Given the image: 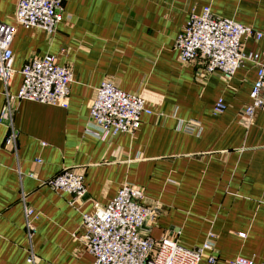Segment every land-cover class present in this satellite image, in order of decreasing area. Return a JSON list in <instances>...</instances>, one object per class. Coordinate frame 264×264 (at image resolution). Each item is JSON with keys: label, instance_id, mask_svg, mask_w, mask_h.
<instances>
[{"label": "crops", "instance_id": "crops-1", "mask_svg": "<svg viewBox=\"0 0 264 264\" xmlns=\"http://www.w3.org/2000/svg\"><path fill=\"white\" fill-rule=\"evenodd\" d=\"M18 0H0V21L13 25V75L5 92L20 88L22 66L53 55L72 72L66 108L31 100L13 104L14 146L0 121V264H92L82 214L107 204L128 183L157 210L145 233L199 246L212 233L221 262L264 257V110L250 119L256 66L245 63L229 80L203 75L195 59L180 62L176 39L190 12L232 19L264 31V0H63L56 30L15 21ZM244 52L264 50V37L244 41ZM109 79L140 93L150 114L133 133L105 140L84 130L96 88ZM225 109L213 114L214 103ZM198 127L185 132V121ZM36 160H39L37 163ZM64 168L84 176L86 193L41 185ZM33 174L34 176H29ZM24 202L33 209L34 235L25 226ZM32 252L33 262L27 261ZM201 264H206L202 262Z\"/></svg>", "mask_w": 264, "mask_h": 264}, {"label": "built area", "instance_id": "built-area-1", "mask_svg": "<svg viewBox=\"0 0 264 264\" xmlns=\"http://www.w3.org/2000/svg\"><path fill=\"white\" fill-rule=\"evenodd\" d=\"M63 0H18L14 18L24 28H39L53 33L61 20ZM15 34L13 25L0 21V80L7 86L12 75L13 54L11 43ZM264 31H257L232 19L215 16L209 7L200 14L190 12L179 33L175 48L180 62L198 59L203 75L218 74L229 80L236 70L249 62L256 66V78L250 89V102L241 111L250 119L257 109L264 110V50L244 52L245 40H260ZM22 81L15 94L5 92L0 121L9 130L6 146H14L17 131L12 123L13 104L18 100H31L66 108L72 72L57 64L53 55L34 56L20 70ZM225 104L218 99L212 108L219 114ZM140 93H130L118 88L111 80H103L95 90L89 107V119L84 128L87 134L105 140L118 133L133 134L140 126L142 114H150ZM198 127L194 121H185L182 130L193 132ZM38 163L39 160H36ZM29 176H34L29 174ZM41 185L72 195L70 204L86 193L84 176L70 168L40 180ZM141 189L123 184L116 195L105 205L94 204L93 212L82 214L83 240L93 256L92 264H256L251 260L236 258L221 262L215 250L212 233L199 246H184L171 238L154 240L145 230L157 210L148 206ZM25 226L31 238L35 233V213L24 202ZM30 252L27 261L33 262ZM258 264H264V257Z\"/></svg>", "mask_w": 264, "mask_h": 264}]
</instances>
